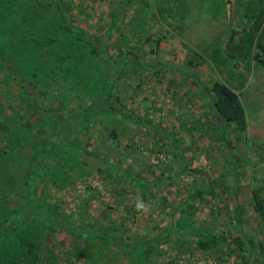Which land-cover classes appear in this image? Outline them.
<instances>
[{
  "label": "rangeland",
  "instance_id": "obj_1",
  "mask_svg": "<svg viewBox=\"0 0 264 264\" xmlns=\"http://www.w3.org/2000/svg\"><path fill=\"white\" fill-rule=\"evenodd\" d=\"M56 2L0 0V120L15 124V110L22 113L30 101L21 89L32 96L38 88L44 91L45 110L26 105V134L38 145L50 132H57V138L64 132L69 139L72 129L56 130L60 120L49 112H75L79 117L84 107L95 106L104 83L119 96L115 103L120 113L128 116L88 122L92 128L84 135L92 147L75 132L63 146L50 137L53 152L44 162L51 164L44 171L47 164L30 162L29 147L15 134L0 137V221L14 208H24L23 217H15L16 226L0 237V248L6 244L24 250L29 248L21 245L26 238L37 248L44 246L53 264H264V208L261 215L253 202L259 185L264 197V65L249 56L236 64L215 65L210 50L219 46L229 20L223 0H180L176 26L164 15L166 6L176 8L174 0H161L159 10L152 8L153 0H63L72 30H84L98 41L109 34L95 54L88 49L91 44L62 28ZM232 7L237 25L239 13ZM259 35L264 43V29ZM132 63L138 73L127 72ZM108 71H120L111 84L106 82L113 75ZM194 77L202 90L215 78L232 86L245 110V130L231 124L225 140ZM111 118L124 124V132L117 144L100 143L108 136L105 124ZM154 125L174 132L177 154L168 137L159 138L160 147H155L152 142L160 132ZM115 155L118 160L112 162ZM33 191L25 206L24 197ZM195 191L202 197L191 199L194 208L178 210ZM90 192L99 194L87 197ZM137 201L147 211H137ZM81 215L98 230L105 223L112 240H95L88 230L70 232L79 226ZM65 220L70 230L61 225ZM50 221L53 229L47 227ZM243 231L254 240L252 254L245 258H217L194 249L196 234Z\"/></svg>",
  "mask_w": 264,
  "mask_h": 264
},
{
  "label": "trees",
  "instance_id": "obj_2",
  "mask_svg": "<svg viewBox=\"0 0 264 264\" xmlns=\"http://www.w3.org/2000/svg\"><path fill=\"white\" fill-rule=\"evenodd\" d=\"M127 0H125L126 2ZM161 0H153V7L154 10H159L161 9ZM174 5H176V8L174 7H167L168 9L164 15L165 17H169L171 20L168 22V24L171 23L175 24L176 22L173 21V18H177L179 15L178 9H179V4L180 0H174ZM145 3V2H143ZM223 3L225 6L228 8V24H227V30L225 32V35L223 38L219 41V46L212 48L210 56L215 62L216 66H219L220 64L223 63H229V64H236L235 62L239 58H246V57H253V59L258 63L264 65V43L258 40L260 37L259 34H261V31L264 29V0H223ZM57 6L59 7V12L61 14L62 20H63V27L64 30H67L78 40L83 41L86 45H90L88 47L89 51L93 54L97 52L98 47L100 44L102 46L106 43L105 40L107 41V37L109 34H102L101 40H94L89 38L87 33L84 30L77 29V30H72L70 27V22L67 20L68 17V12L66 8L64 7L65 3L63 0H57L56 2ZM223 4V5H224ZM236 6L238 10V17H239V24L234 25L232 22L233 18V7ZM157 8H156V7ZM125 8V4L122 6ZM151 12V6H147ZM163 8V7H162ZM119 10V9H118ZM121 11V10H120ZM122 12V11H121ZM152 13V12H151ZM117 16V15H116ZM146 18V17H145ZM182 20V17L180 19ZM134 28V27H133ZM181 29V27L179 28ZM128 34H132V31L127 32ZM150 35L147 34V37ZM126 35L124 36L127 38ZM118 37L120 41H127L124 40L125 38ZM153 37V36H152ZM154 41L157 42L158 37L155 36L153 37ZM107 44V43H106ZM123 44L120 45L122 47ZM105 49V48H103ZM155 48H152L154 50ZM127 53H133L132 50H125ZM133 64V63H132ZM189 65V64H188ZM129 67V68H128ZM128 68L127 72L131 73H136L138 71L137 67L135 64L132 66L129 64L126 66ZM184 69L187 71L186 66ZM120 71H108V75H112L111 77L109 76V79L106 80L109 84L113 81L112 79L114 77H118L120 74ZM138 73V72H137ZM186 77V76H185ZM191 78V77H190ZM138 80V78H137ZM194 84L198 87L199 92L204 90V99L208 104L210 114L212 117L216 118V121L218 123V126L221 130V134L225 138V140H229L227 138L226 132L228 131V126L233 125V128L238 131H243L245 130L246 127V118H245V110L243 107V104L240 100V97L237 92H235L232 88V86L226 84L224 81H221L220 79H213L210 83L209 89L207 90V86H203V90L199 86V81L196 77L192 79ZM241 81V80H240ZM138 83L136 82L135 85ZM241 85V84H240ZM30 90V89H29ZM21 94L26 95L29 97L30 101L25 102V107L24 105L22 106V109L24 110L22 113L19 110H15L14 113H16V120H13L15 124H8L5 121L0 120V137H10L15 134L18 139H21V142L23 145H27L29 147V150L27 152L26 157L29 155L30 162H34L35 164H44V160L46 159L47 156L53 152V149L51 146L48 145L47 141L50 137H54L56 139V143L63 146L66 142L70 141V139L73 136V133L75 132L74 136H76L79 139H83L86 137V146H91L93 142H89L88 138L89 135L85 134L84 132L87 131L88 129L92 126L88 125V122H96L99 121L101 116H107L108 117H121L123 116H128L125 114L120 113V105L117 106L115 103L116 101L119 100V96L117 94H111L109 86H106L105 83L102 85L101 88V93L96 98V103L95 106L94 104L87 105L86 107L83 108L82 112L80 113L79 117L76 116V113H67L65 115H62V113L58 112L57 110H52L51 112L47 111L50 113V115L54 118H57L58 125L56 130H61V129H72V131L69 133L70 138L68 139V135L64 134V132H58L59 133V138H57V132L54 134L53 132H50L49 136L45 138V140L42 142V144L38 145L37 141L33 139L31 136L27 135L25 131L28 125L30 124V121L27 119L26 114L27 112V107L32 108V105L35 107H41L42 109L45 110L44 108V102H41V95L44 100V91L41 89L35 90L34 94L30 96L31 91L26 90V88L21 89ZM39 96V100L36 98ZM112 97V98H110ZM1 99V96H0ZM114 99V101H113ZM1 102V100H0ZM93 107V108H92ZM70 109V108H69ZM67 112V111H66ZM59 115V116H58ZM56 121V119H55ZM117 120L115 119H110V123L108 125L105 124V127L108 128V136H105L104 138H101L100 143H105V141H114L116 137H118V129L116 126H114V123H120L116 122ZM22 123V126L20 127L19 124ZM72 124L74 126H72ZM20 129L22 128L24 131L20 133L17 128ZM154 127L155 130H158L160 134L158 135L159 138L162 137H168L170 140V143H173V147H176L173 150L174 154H177L179 147L177 146L176 142V137L173 131L167 132L164 128L161 126H152ZM14 128L17 130L14 131ZM83 131V132H82ZM157 131V132H158ZM19 133V134H18ZM108 138V139H107ZM85 139V138H84ZM157 137H155V140L157 141ZM229 142V141H228ZM80 144V143H79ZM133 144V142L127 143V147ZM155 147H160L157 142L154 143ZM79 148V147H78ZM187 148V147H185ZM61 149V148H60ZM81 150L86 149V147L79 148ZM184 149V147L182 148ZM51 150V151H50ZM96 152V151H94ZM103 154V153H102ZM56 154H53V157L55 158ZM116 155L112 157L111 161L118 160L116 159ZM109 161V160H108ZM110 161V162H111ZM47 164L46 166L43 165V171L46 167L49 166L51 163H45ZM27 164H24L22 169H25ZM26 166V167H25ZM119 168V166H117ZM119 172V170H118ZM160 175V174H159ZM25 176V174H24ZM23 178V181L25 184L27 177H21ZM262 184L264 185V177H263V182ZM87 188L86 190H90L88 185H85ZM84 189V188H83ZM262 186H258L257 188L254 189L253 191V202L255 204V207L258 209V212L262 215L263 211L262 209L264 208V197L260 194ZM122 186L119 185L118 188V193L120 194L119 196L122 197L124 194ZM99 193L96 192H90V194L87 197H97ZM32 196H35V193L27 194L24 198L25 206L27 205V202L30 204L32 199ZM141 198L143 195L140 196ZM199 198L201 199L202 193L200 191H195L192 194L189 195L187 201H185L182 205L178 206L177 209L180 210L181 212L185 211L186 207H190L191 209L194 208L195 203H193L194 198ZM106 206L110 207V204H106ZM127 211L130 210L128 206L125 207ZM15 210H11L10 214H7L2 218L0 221V237L6 236V232L13 229L16 226V222L20 220L19 217L22 215L24 208L23 206L16 207L14 208ZM38 210V209H37ZM53 215H56V213L53 211ZM38 214V213H37ZM41 219L44 217L43 211L41 210ZM39 215V214H38ZM52 215V216H53ZM40 216V215H39ZM15 217H18V221L15 219ZM40 219V218H38ZM51 221L52 217L49 219ZM48 222L49 229H53L52 223ZM66 221V220H65ZM45 223V222H44ZM79 226H75V231H70L73 233H80L84 232L85 230H88V234L90 233L92 235V238L95 240H99L102 242H108L112 240V236L109 234L108 230L105 228V223H103V228L100 230L97 229V227L92 226L91 221H83V216L81 215L78 220ZM45 225V224H43ZM61 225L64 226V228H67L70 230L71 225L66 222L64 224L62 223ZM62 227V226H60ZM2 240L1 242H3ZM29 245V248H24V250L21 247H17V245H3V247L0 248V264H21L23 259L28 260V264H43L44 261H48L49 264H53L55 262L54 259L47 258L48 256L46 255V250L44 246L42 248H37L35 244L31 243L28 239L23 238L21 240V245L24 247L25 244ZM259 246H260V241H258ZM194 249L205 253L206 255H214L218 257H223V255L227 254H234V257H247L252 254L251 252V247L254 246V240L253 238L247 236V234L243 231L241 234L238 235H231L230 233L225 234L222 232H219L217 234H196V237L194 238ZM182 245V244H181ZM79 248V247H78ZM77 246L74 248V251L78 250ZM26 250V251H25ZM244 253V254H243ZM31 256V257H29ZM244 257V258H245ZM202 264H211L209 262H203Z\"/></svg>",
  "mask_w": 264,
  "mask_h": 264
},
{
  "label": "crops",
  "instance_id": "obj_3",
  "mask_svg": "<svg viewBox=\"0 0 264 264\" xmlns=\"http://www.w3.org/2000/svg\"><path fill=\"white\" fill-rule=\"evenodd\" d=\"M114 126H116V128L118 129V137H120L121 136V134L124 132L123 130H124V124L122 123V122H120V123H114ZM120 132V133H119ZM118 137H116V139H114V141H115V144H117V143H119V141H118ZM158 137V139H159V136H157ZM157 139V140H158ZM113 141H111L110 143H112ZM155 142H157L158 144H159V146H160V142L159 141H156V140H154V142H152L153 144L155 143ZM127 144V143H126Z\"/></svg>",
  "mask_w": 264,
  "mask_h": 264
},
{
  "label": "clouds",
  "instance_id": "obj_4",
  "mask_svg": "<svg viewBox=\"0 0 264 264\" xmlns=\"http://www.w3.org/2000/svg\"><path fill=\"white\" fill-rule=\"evenodd\" d=\"M136 210L137 211H147V209L144 207L142 201H137V203H136Z\"/></svg>",
  "mask_w": 264,
  "mask_h": 264
}]
</instances>
